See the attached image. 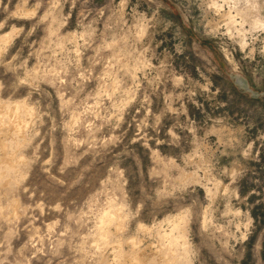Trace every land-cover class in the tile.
<instances>
[{
	"label": "rangeland",
	"instance_id": "rangeland-1",
	"mask_svg": "<svg viewBox=\"0 0 264 264\" xmlns=\"http://www.w3.org/2000/svg\"><path fill=\"white\" fill-rule=\"evenodd\" d=\"M0 111V264H264V0H0Z\"/></svg>",
	"mask_w": 264,
	"mask_h": 264
},
{
	"label": "bare ground",
	"instance_id": "bare-ground-1",
	"mask_svg": "<svg viewBox=\"0 0 264 264\" xmlns=\"http://www.w3.org/2000/svg\"><path fill=\"white\" fill-rule=\"evenodd\" d=\"M256 21H257V20H256ZM254 22H255V21H254ZM258 23H259V21H258ZM260 23H261V22H260ZM260 25L263 26L262 24H260ZM260 25H259V26H260ZM241 26H242V25H241ZM243 29H244V28H243ZM240 33H241V31H240ZM242 35H243V33H242ZM5 36L7 37V35H5ZM243 36H244V35H243ZM7 38H8V37H7ZM1 41H3V40H1ZM6 41H7V40H6ZM7 43H8V42H7ZM4 47H5V46H4ZM16 108H17V107H16ZM16 108H15V109H16ZM15 111H16V110H15ZM15 113H16V112H15ZM15 113H14V114H15ZM11 116H12V115H11ZM14 116L16 117L17 115L15 114ZM2 119H3V118L1 117V111H0V125H1L2 122H3ZM11 119H15V118H11ZM15 120H16V119H15ZM11 121H12V120H11ZM12 123H13V122H12ZM17 124H18V122H17ZM13 126H14V125H13ZM15 127H17V125H15ZM15 127H14V128H15ZM17 128H18V127H17ZM18 129H19V128H18ZM118 229H119V228H118ZM133 240H134V239H133ZM131 243H132V245L134 246L135 243H134L133 241H131ZM136 243H137V242H136ZM132 245H131V246H132ZM132 248H134V247H132ZM135 250H136V249H135ZM133 252H134V251H133ZM135 252H136V251H135ZM136 254H137V253H136ZM138 258H139V257H138ZM138 258L134 255V257H133V260H134V261L132 260V261H133V264H142V263H141L142 261L140 262V260H139Z\"/></svg>",
	"mask_w": 264,
	"mask_h": 264
},
{
	"label": "water",
	"instance_id": "water-1",
	"mask_svg": "<svg viewBox=\"0 0 264 264\" xmlns=\"http://www.w3.org/2000/svg\"><path fill=\"white\" fill-rule=\"evenodd\" d=\"M236 82L239 84V86L241 87H247V84H246V82L243 80V79H241V78H239V77H237L236 78ZM248 88V87H247Z\"/></svg>",
	"mask_w": 264,
	"mask_h": 264
}]
</instances>
